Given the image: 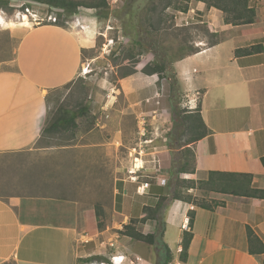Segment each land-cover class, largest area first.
Masks as SVG:
<instances>
[{
    "label": "crops",
    "instance_id": "0c3cea01",
    "mask_svg": "<svg viewBox=\"0 0 264 264\" xmlns=\"http://www.w3.org/2000/svg\"><path fill=\"white\" fill-rule=\"evenodd\" d=\"M250 6L256 10V21L240 25L225 23L223 12L215 7L207 8L203 1L194 0L187 12L178 11L188 19L206 22L220 37L216 44H211L207 36L202 38L200 50L179 60L180 70L177 67L183 87L190 91V103L193 108L198 103L201 118L209 129L207 135L187 144L194 151L195 171L182 173L181 178L204 180L210 171L247 173L253 176L254 188L264 189V0H250ZM85 18H82L85 25L76 24L75 28L55 24L31 28L19 25L29 29L23 33L16 54L9 61L12 67L0 70V153L23 152L35 145L47 120L46 94L79 77L82 49L93 46L90 37L94 22L88 24L90 20ZM81 32H86L89 38ZM256 44H262L263 50L235 55L236 49ZM102 146L112 156L127 161L124 167L130 170V176L137 177L138 172L153 174L146 176L154 181L131 180L137 185L136 193L144 196L142 212L124 217H143L145 206L155 205L161 194L171 195L175 175L162 170L170 166L165 152L162 158L158 150L151 151L154 159L145 161L144 169L134 173L131 156H119L118 149L125 146L123 140ZM75 148L60 149L70 153ZM57 154L55 151L53 155ZM138 159L144 164L143 158ZM150 162L154 165L150 166ZM134 165L138 168V163ZM162 179L165 184L160 183ZM141 185V190L145 188L143 193L137 191ZM199 191L189 190L197 197L201 196ZM210 195L208 201H221L214 210L182 200H173L167 210L164 239L170 226L178 229L176 252L182 248L189 210L196 213L193 239L183 264H264V253L256 256L249 253L247 236V226H250L264 241V199L218 192ZM113 208L122 214L119 203ZM92 209L96 218L95 208ZM92 219L91 209L85 207L83 199L71 198L68 194L0 197V264L6 261L78 264L79 254L84 259L92 257L82 243L94 238L95 234L90 233L94 226Z\"/></svg>",
    "mask_w": 264,
    "mask_h": 264
},
{
    "label": "rangeland",
    "instance_id": "374dc122",
    "mask_svg": "<svg viewBox=\"0 0 264 264\" xmlns=\"http://www.w3.org/2000/svg\"><path fill=\"white\" fill-rule=\"evenodd\" d=\"M78 1L91 3L96 0ZM166 1L107 0V19L99 18L96 9L83 7L66 18L67 28L85 25L83 17L89 18L88 24L94 22L90 37L93 46L82 49L79 77L49 94L52 111L63 104L64 108L75 112L78 126L40 140L29 150L0 153V197L68 194L71 198L83 199L85 207L91 209L94 226L90 233L95 235L82 243L92 257L102 256L104 260L94 258L84 262L79 254L78 264H161L165 258L159 240L150 245L120 234L123 225L131 219L124 215L138 216L142 212L144 196L136 193L137 185L131 181L130 170L124 167L127 161L109 154L102 144L123 140L125 146L118 147L119 156H131L134 172L144 169L145 161L154 159L151 151L158 150L162 158L164 152L167 154L170 166L162 170L171 171L170 174L176 172L185 154H189L186 146L191 132L183 116L195 111L198 103L193 108L190 91L181 83L177 73L181 59L178 58L199 48L200 40L207 36V26L198 18L188 19L173 7L165 8ZM172 1L182 5L187 3L186 0ZM193 1L187 3L189 7ZM22 2L13 0L18 7ZM18 7L0 9L6 20L5 25H0V70L12 67L9 61L14 58L23 33L29 29L19 25L28 22L31 28L43 24V18L49 14L48 7L42 4L30 6V12ZM152 22L156 24L155 28ZM178 26L187 29L179 31ZM81 34L88 35L86 32ZM156 58L168 65V78L143 73L146 64ZM131 69L136 72L122 78V73ZM92 144L100 146H89ZM65 146L76 148L69 153L60 149ZM129 150L132 154L128 153ZM55 151L58 154L54 156ZM138 158H143L144 164ZM134 163H138V168ZM149 165L154 164L150 162ZM156 166L159 169V162ZM146 175L153 174L138 172L136 178L154 181ZM174 182L173 179V185ZM197 193L203 198V191ZM208 197L211 195L205 198L209 200ZM118 203L122 216L113 210ZM170 204L166 202L161 221L166 220ZM98 206L104 211L102 228L98 227L92 209ZM147 223L137 222L135 227L144 233L156 234L163 229L157 221ZM165 240L174 251L171 250L172 260L168 264H183L180 252H176L178 229L170 226L166 238H162ZM118 254L123 256H114ZM9 264L16 263L10 261Z\"/></svg>",
    "mask_w": 264,
    "mask_h": 264
},
{
    "label": "trees",
    "instance_id": "16d2710c",
    "mask_svg": "<svg viewBox=\"0 0 264 264\" xmlns=\"http://www.w3.org/2000/svg\"><path fill=\"white\" fill-rule=\"evenodd\" d=\"M187 3L190 0H186ZM203 1L206 3L207 8L215 7L221 10L224 14V21L227 24L240 25V24H249L253 23L257 19V13L254 7L250 6V0H196ZM26 5H46L48 7V11L50 12L52 9H56L58 11V21L55 23L45 22L43 24H55L62 27H67V19L70 16L76 14L80 8H94L96 9V15L101 19L108 18V4L107 0H96L91 3H85L78 0H25ZM175 4L172 0H167L165 4V8L173 7L176 11L187 12L189 10L188 4ZM12 0H0V9H13L11 6ZM153 11L156 12V8H153ZM165 14V13H164ZM63 15L65 16L62 19ZM161 22V18L159 23ZM206 23V22H205ZM155 28V23H151ZM207 26V36L209 38V42L211 44H216L219 42L220 37L219 34L216 33L210 25L206 23ZM179 27V26H178ZM184 28V29H183ZM186 26L179 27L180 30H186ZM180 35V34H178ZM183 49V47H181ZM199 48H194L191 52L179 57L178 59H182L188 55L198 52ZM263 50L262 44L251 45L248 47H243L235 50L236 56H244L250 55L254 53H258ZM143 73L147 75L158 74L160 79L168 78V65L159 58H156L154 61L149 62L143 68ZM136 70H129L122 73V78L127 77L135 73ZM67 85V84H66ZM50 92L45 96L48 115L45 126L43 128L42 134L38 141H42L46 138L52 137L53 135L75 129L77 128V115L75 112L71 111L68 108H64L63 104H59L54 111L50 106ZM86 112V110H84ZM184 122L187 123L188 129L191 132V137L188 140L187 144L191 142H195L207 135L209 129L205 126L201 115L200 108L197 106L195 111L189 114H185L183 116ZM37 141V142H38ZM186 151L189 154H185L183 162H181L173 174L176 176L174 178V188L171 192V195L161 194L157 203L153 206H145L144 213L145 215L140 218H131L130 221L123 225V229L120 230V234L129 237L130 239L136 241L146 242L150 245L156 244V241L159 240L164 247L165 258L161 264H168L172 260V251L169 245L162 241L165 233V220L161 221V217H163V212L167 208L166 202L169 204L173 200H182L185 202L192 203L199 207L207 208L210 210H214L217 205L221 203V201L212 199L208 201L205 197L200 198L194 196L189 192L190 189H198L203 191V194L209 195L211 192H218L223 194H233L237 196H248L264 199V189L254 188L252 186V175L247 173H230L223 171H210L207 179L204 180H195L181 178L180 174L182 173H193L195 171V155L194 151L190 147H186ZM191 159V160H190ZM173 175V176H174ZM171 201V202H170ZM96 217L98 219V227H103V222L101 220V216L104 214V211L101 207L95 208ZM195 210L191 209L188 212L189 222L188 228L183 231V237L181 241V251H180V260L182 262H186L188 258V251L193 239V228L195 222ZM149 220L157 221L158 226L163 227L162 230L156 234L153 233H144L135 227L137 222L147 223ZM159 230V228H158ZM157 230V231H158ZM247 236L249 242V253L252 255H259L264 253V241L255 233V231L247 226ZM94 258H98L99 260H104V257H89L87 259H83L84 261H92ZM10 261H6V264H9Z\"/></svg>",
    "mask_w": 264,
    "mask_h": 264
},
{
    "label": "built area",
    "instance_id": "2783aa9c",
    "mask_svg": "<svg viewBox=\"0 0 264 264\" xmlns=\"http://www.w3.org/2000/svg\"><path fill=\"white\" fill-rule=\"evenodd\" d=\"M15 1H23L22 3H20L19 5V7H18V4H14L13 3V0H12V4H11V6L12 7H14V9H15V7H18V8H20L21 10L22 9H26V10H28L27 12H30V6H28V5H26V2H25V0H15ZM23 13H25V12H23ZM42 21H44V22H46V21H48V22H52V23H55V22H57L58 21V11L56 10V9H52L50 12H49V14L47 15V17L46 18H43V20ZM136 172V171H135ZM134 172V173H135ZM131 180H134V181H136V176H131ZM160 183L161 184H165L166 182H165V179H162L161 181H160ZM148 185V184H147ZM143 186L141 185V186H138V188H137V191L138 192H140L139 190H141V188H142ZM143 192H144V190H143ZM143 192H141V193H143Z\"/></svg>",
    "mask_w": 264,
    "mask_h": 264
},
{
    "label": "bare ground",
    "instance_id": "6f19581e",
    "mask_svg": "<svg viewBox=\"0 0 264 264\" xmlns=\"http://www.w3.org/2000/svg\"><path fill=\"white\" fill-rule=\"evenodd\" d=\"M18 17V16H17ZM23 23V22H22ZM6 24V20H5V18L3 17V15L2 14H0V25H5ZM9 24V23H8ZM25 25H27L28 27H30V24L27 22H25ZM7 26V25H6Z\"/></svg>",
    "mask_w": 264,
    "mask_h": 264
}]
</instances>
